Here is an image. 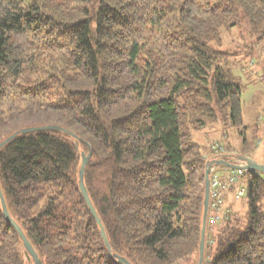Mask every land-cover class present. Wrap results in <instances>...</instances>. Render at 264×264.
Returning a JSON list of instances; mask_svg holds the SVG:
<instances>
[{"label": "trees", "instance_id": "obj_1", "mask_svg": "<svg viewBox=\"0 0 264 264\" xmlns=\"http://www.w3.org/2000/svg\"><path fill=\"white\" fill-rule=\"evenodd\" d=\"M242 19L264 41V0H0V129L56 112L78 131L0 149L8 214L40 264H198L214 156L182 130L242 126V88L221 66L222 33ZM89 152L83 183L110 250L79 190ZM243 177L248 221L207 227L203 264H264V175ZM0 264H34L1 202Z\"/></svg>", "mask_w": 264, "mask_h": 264}, {"label": "rangeland", "instance_id": "obj_2", "mask_svg": "<svg viewBox=\"0 0 264 264\" xmlns=\"http://www.w3.org/2000/svg\"><path fill=\"white\" fill-rule=\"evenodd\" d=\"M221 50L228 54L221 66L231 71L242 88V126L235 127L228 120L218 119L198 130L183 129L182 133L189 135L190 140L197 145L198 151L206 158L219 156L218 152L212 149L213 145L218 144L235 156L248 157L262 163L264 162V41H256L249 32L247 21L242 19L238 27L222 33ZM40 126H58L72 133H78L77 129L67 126L63 115L49 112L11 122L0 129V139L16 131ZM82 138L85 139L86 136ZM214 169L217 174L226 171L222 166H216ZM235 185L239 190L244 189L246 192L247 181L244 177ZM232 201L230 206L224 204L223 209H228L229 214H233L239 223L245 226L248 221L245 193L239 201Z\"/></svg>", "mask_w": 264, "mask_h": 264}, {"label": "water", "instance_id": "obj_3", "mask_svg": "<svg viewBox=\"0 0 264 264\" xmlns=\"http://www.w3.org/2000/svg\"><path fill=\"white\" fill-rule=\"evenodd\" d=\"M45 130H57L61 131L68 136L72 138H78L74 133L58 126H40V127H32L20 130L18 132H15L11 136L7 137L5 140H3L0 143V149L6 145L9 141H11L16 135L18 134H28L32 132H38V131H45ZM90 157V152L85 155L82 154V161L79 168V190L80 193L90 211L92 214L96 224L99 227L100 235L103 239V242L108 250H110L107 237L103 228V225L97 216V213L90 201V198L88 196L87 190L85 188V185L83 183V175H84V169L86 167V164L88 162V159ZM216 166H222L227 169L232 170H244V171H252L259 174L264 175V165L261 163H258L256 161H253L251 158L244 157V156H235V155H229V156H218L214 157L212 160H209V162L205 165V173H204V200H203V216H202V224H201V230H200V241H199V259L198 264H203L204 261V253H205V234H206V223H207V216L209 211V203H210V173L212 169ZM0 202L2 206L3 214L6 218V220L9 222V224L13 227L15 232L17 233L19 239L21 240L24 249L29 254V256L32 258L34 264H40V261L38 259V256L28 240L26 239L25 235L23 234L22 230L19 228V226L11 219V217L8 214L6 204L0 189ZM123 264H130L129 262L125 260H119Z\"/></svg>", "mask_w": 264, "mask_h": 264}, {"label": "built area", "instance_id": "obj_4", "mask_svg": "<svg viewBox=\"0 0 264 264\" xmlns=\"http://www.w3.org/2000/svg\"><path fill=\"white\" fill-rule=\"evenodd\" d=\"M213 150L218 154L229 156L231 155L227 149L218 144L213 145ZM243 178V171L230 170L225 171L223 174H217L212 170L210 175V205L207 225L209 228L216 226L220 223L221 219H224L228 210H224V194L228 191L234 190V200L239 201L244 195L245 190H239L236 188V183L240 182Z\"/></svg>", "mask_w": 264, "mask_h": 264}, {"label": "crops", "instance_id": "obj_5", "mask_svg": "<svg viewBox=\"0 0 264 264\" xmlns=\"http://www.w3.org/2000/svg\"><path fill=\"white\" fill-rule=\"evenodd\" d=\"M233 192H226L224 194V203L227 206H230L233 203Z\"/></svg>", "mask_w": 264, "mask_h": 264}]
</instances>
